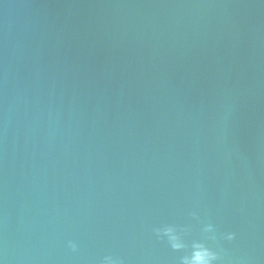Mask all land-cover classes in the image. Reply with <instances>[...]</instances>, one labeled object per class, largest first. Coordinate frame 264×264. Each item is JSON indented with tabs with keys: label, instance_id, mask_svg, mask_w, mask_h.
Instances as JSON below:
<instances>
[{
	"label": "water",
	"instance_id": "95a60500",
	"mask_svg": "<svg viewBox=\"0 0 264 264\" xmlns=\"http://www.w3.org/2000/svg\"><path fill=\"white\" fill-rule=\"evenodd\" d=\"M197 240L264 264V0H0V261Z\"/></svg>",
	"mask_w": 264,
	"mask_h": 264
},
{
	"label": "clouds",
	"instance_id": "9594fccd",
	"mask_svg": "<svg viewBox=\"0 0 264 264\" xmlns=\"http://www.w3.org/2000/svg\"><path fill=\"white\" fill-rule=\"evenodd\" d=\"M205 231L214 236L215 230L212 225H208ZM156 235L159 238H166L173 250H182L186 248L183 239L178 235L174 227L164 226L163 228L157 229ZM224 238L231 241L234 239V233H227ZM71 246L73 250H75L76 246L74 244ZM218 260L219 255L216 251L205 243L197 240L192 243L188 254L181 257L180 264H217ZM0 264H3V262L0 261ZM105 264H111L110 258H106Z\"/></svg>",
	"mask_w": 264,
	"mask_h": 264
}]
</instances>
